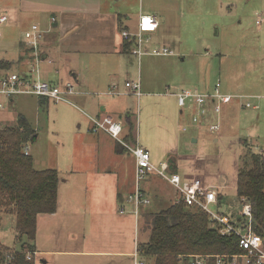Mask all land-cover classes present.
Returning <instances> with one entry per match:
<instances>
[{
    "label": "crops",
    "instance_id": "obj_1",
    "mask_svg": "<svg viewBox=\"0 0 264 264\" xmlns=\"http://www.w3.org/2000/svg\"><path fill=\"white\" fill-rule=\"evenodd\" d=\"M142 13H145L143 3L132 9L127 2L118 5L114 0H0V16H8L6 22L0 23L2 32L0 38L3 39L0 45V59L13 62L11 68L22 69L21 73H27L31 63L24 33L32 24H39L47 31L43 49L48 60L40 65L42 78L55 83L73 81L80 92L71 95L69 103L82 109L77 103L80 101L89 109L88 112L84 110L89 119L86 134L92 133V136L84 138L82 132L73 131L74 138H78L79 135L82 138L79 143L83 148L80 152L71 153L72 158H68L65 162L58 160L55 163V168L60 175L57 210L54 213L38 216L37 234L42 222L48 227L46 230L49 234H53V247L39 250L36 237L35 249L40 255L42 253L53 255V264H136L139 260L147 264V259L138 251L141 213L150 206L158 204L157 202L168 201L166 200L167 192L177 190L158 174L150 175L142 186L152 202L141 209L140 215H136L133 204L128 200L136 187L134 154L107 132L92 130L91 116L101 117L110 114L123 120L124 137L127 134V118L119 115L128 108V99L124 96L141 97L143 84L140 76L138 79H133L140 82V95L129 92L126 86L125 89L120 88L118 77L126 71L130 77L126 81L132 79L133 73H130L129 64L133 66L135 58H138L124 51L125 39L121 32L124 29L131 32L137 31ZM150 14L157 15L155 11ZM157 17L159 19L158 15ZM52 18H56L55 21ZM160 27L161 21L159 28L153 30L157 38H153V33H149L152 45L174 46L166 36L158 35ZM160 56H172V54ZM142 57L138 58L139 61ZM11 68L0 70V76L13 72ZM66 74H69L71 78L65 77ZM113 84L117 85L116 88L112 87ZM193 87L203 92L214 90L206 82L194 83ZM177 88L173 92L167 88L166 94L176 98L181 117L186 111L179 107L174 93L183 88ZM252 92L254 93H227L235 96V100L227 107L231 109L235 102L233 109L235 108L236 111L241 103L236 99L243 96H260L255 91ZM151 94L154 93L145 91V95ZM157 94L159 92L155 93ZM17 96L20 98L34 95ZM17 96L8 98L0 95V109H5L8 100L9 103L18 102V98H15ZM34 97L37 98L36 103L43 107L50 102L59 104L49 98ZM128 116L132 119L131 114L128 113ZM9 118L12 117L4 111L0 121L4 122ZM32 126L35 128L33 124ZM83 126V123L78 125L80 129H83ZM185 126L187 125L184 124L182 129ZM232 127L235 126L232 125ZM196 129L194 127V130ZM183 131L187 130L183 129ZM196 140H199L198 137ZM214 140L218 142L219 137H215ZM136 141L151 152V158L155 164L167 160L170 154L178 152V148L172 147L171 143L165 148L157 149L150 144H143L137 136ZM205 156V154L191 156L180 154L177 162L173 160L177 165V172L182 175L184 181L191 180L195 175L193 172L195 168L192 167L195 163L192 158L197 157L200 161ZM180 160L183 161L182 170ZM130 168L132 171L130 176H127V170ZM205 180L207 184H214ZM80 185H87L86 188L89 191L84 188L83 192ZM220 194H222L221 200L224 199L222 191ZM178 197L179 194L173 201ZM121 209H125V212L121 213ZM14 234L13 246L16 243L17 232ZM5 238H3L4 242ZM0 245L6 246L3 242ZM13 246L7 247L20 248L19 245ZM42 261L49 262L47 259Z\"/></svg>",
    "mask_w": 264,
    "mask_h": 264
},
{
    "label": "rangeland",
    "instance_id": "obj_2",
    "mask_svg": "<svg viewBox=\"0 0 264 264\" xmlns=\"http://www.w3.org/2000/svg\"><path fill=\"white\" fill-rule=\"evenodd\" d=\"M114 1L118 5L127 2L132 9L143 3L145 13L155 11L161 21L158 35L166 36L167 40L174 44L168 46L174 52L172 56L145 55L140 61L135 58L133 66L129 64L130 73H133L131 78L138 79L140 76L143 95L139 98L124 96L128 99V108L119 115L127 118L128 113L131 114L135 126V130L131 131L134 140L126 138V134V142L134 146L137 136L143 144H150L157 149L165 148L171 143L172 147L178 148L177 154H170L171 160L175 162L180 154H205V158L200 161L199 158L193 157L195 165L192 167L195 168V175L214 183L212 185L224 194L219 208L212 206V209L238 217L242 207L236 190L239 158L248 150L264 153V0ZM152 35L157 38L156 34ZM1 42L2 38L0 45ZM11 69L14 72H22V69L17 70L15 67ZM64 76L71 78L69 74ZM129 78L126 71L118 77L121 90L126 88L125 81ZM200 82H206L213 89L220 82L221 90L225 93L253 94L252 91H255L260 96H243L236 99L242 103L236 111L233 109L235 102L231 109L224 106L222 127L219 132L213 134L207 127L193 124L190 110H186L180 117L176 98L166 94L167 88L171 92L176 91L177 87L195 89L194 83ZM145 91L154 94L148 96ZM158 92L159 94L155 95ZM36 101L34 96H21L18 98L19 103L6 101L5 109H0V116L5 111L12 118L0 121V127L14 125L21 114L25 115L37 130V138L28 144L35 167L55 168L58 160L65 162L72 158L71 153L80 152L83 148L79 143L82 138L80 135L74 138L73 131L82 132L84 138L92 136V133L86 134L89 119L85 111L88 112L89 109L80 101L77 103L82 109L66 101L58 105L50 102L44 107ZM247 102L257 108L247 107ZM80 123L84 124L83 129L78 127ZM184 124L188 126L187 131L182 129ZM194 127L197 129L194 130ZM128 132L129 127L126 133ZM196 137L198 141H195ZM215 137H219L218 142L214 140ZM180 167L182 170V160ZM131 171V168L127 170V176H130ZM80 186L83 192L84 188L89 191L87 185ZM178 194L180 196L177 190L168 191V201L157 202L158 204L150 206L144 212L157 211L169 205ZM1 218L0 244L3 242L6 246H13L15 218L11 213L4 211ZM46 227L40 222L37 234L39 250L53 247V234H49ZM139 234L141 241L144 238L143 233ZM17 242L18 237L15 243L18 247ZM34 258L36 264H53L51 254L40 255L38 252ZM145 258L147 264H155L154 257ZM42 259L49 262L44 263Z\"/></svg>",
    "mask_w": 264,
    "mask_h": 264
},
{
    "label": "trees",
    "instance_id": "obj_3",
    "mask_svg": "<svg viewBox=\"0 0 264 264\" xmlns=\"http://www.w3.org/2000/svg\"><path fill=\"white\" fill-rule=\"evenodd\" d=\"M133 43L124 40V51L130 53ZM12 65L13 62L0 59V70H8ZM127 122L130 132L126 138L134 140L131 131L135 126L128 115ZM36 138V129L23 114L16 124L0 127V223L3 211L14 216L20 247H0V264H6L5 252L10 250H17L11 264H35L26 259L22 250L35 249L38 216L54 213L58 207L59 171L37 169L34 157L25 152ZM171 162L170 170L177 172V166ZM236 190L240 198L252 204L254 230L264 241L263 153L248 150L240 156ZM141 232L144 238L138 243L139 254L154 257L155 264H197V259L204 260V264H218L220 255L224 256L221 264H233V255L244 252L238 236L221 234L208 212L188 206L183 200L172 201L157 211H143L139 220Z\"/></svg>",
    "mask_w": 264,
    "mask_h": 264
},
{
    "label": "built area",
    "instance_id": "obj_4",
    "mask_svg": "<svg viewBox=\"0 0 264 264\" xmlns=\"http://www.w3.org/2000/svg\"><path fill=\"white\" fill-rule=\"evenodd\" d=\"M7 15L0 16V23L6 22ZM54 21L56 18H52ZM160 21L155 14L142 13L139 17L137 31L131 32L128 29L122 30L121 34L125 40H133L130 53L138 58L143 55H171L173 50L167 46H153L151 31L159 28ZM47 31L39 24L34 23L24 33V39L29 50V62L31 68L27 73L7 72L0 76V95L13 97L22 94L34 95L37 97L49 98L60 103L62 101L71 102L70 96L80 92L73 81L55 83L42 78L40 65L48 60L45 57L43 41ZM2 32L0 31V36ZM113 84V88H116ZM125 86L129 92L140 95L141 85L139 81L130 79ZM177 96L178 105L182 110H190L194 125L207 127L208 130L216 134L222 127V114L224 106L233 102L235 96L224 93L221 90V83L218 82L212 92H203L198 89L183 88L174 93ZM247 107H254L251 103H246ZM92 130L94 132L105 131L115 138L122 146L130 150L136 158V187L130 194L128 200L133 204L134 213L140 215L141 209L151 204L152 199L142 186V182L152 174H158L174 186L180 193L175 203L183 200L188 206H195L208 212L211 220L217 225L223 235H234L239 237L240 247L244 252L233 255V264H264V241L254 230V217L252 204L241 198L242 207L238 217L232 214L216 211L212 206L220 205L219 188L194 175L191 180L184 181L179 172L171 171V159L155 164L151 158V152L136 141L134 146L129 145L124 137V122L110 114L101 117L91 116ZM188 130L187 126L183 128ZM25 152L29 154L27 145ZM121 213L125 209L120 210ZM17 250L5 252V263L11 264L14 260V253ZM27 260H34L36 250H22ZM223 255L218 256V264L223 262ZM197 264H204V260L197 259ZM136 264H146L139 260Z\"/></svg>",
    "mask_w": 264,
    "mask_h": 264
}]
</instances>
